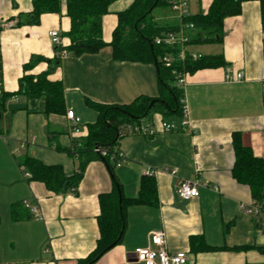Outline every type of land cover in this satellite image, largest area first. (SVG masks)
<instances>
[{"label": "crops", "instance_id": "crops-1", "mask_svg": "<svg viewBox=\"0 0 264 264\" xmlns=\"http://www.w3.org/2000/svg\"><path fill=\"white\" fill-rule=\"evenodd\" d=\"M135 0L114 2L103 18V39L110 44L118 25V13ZM214 0H186L189 16L207 14ZM32 0H0V82L3 92L18 93L22 79L49 70L41 62L25 69L32 57L52 61L57 48L50 33L58 31L63 45L70 20L63 5L59 14L41 17L31 25L28 14ZM160 26L178 27L184 23L171 8L157 9ZM22 23L17 26L18 23ZM13 27L6 28V24ZM189 55L222 57L224 65L196 71L186 76L185 98L190 131L159 132L155 136H122L119 150L126 162L111 174L103 160L90 162L79 186L63 194L49 192L45 185L25 179L19 160L30 157L46 166H59L66 176L78 171V157L71 155L99 113L91 106L129 105L139 97L159 96L157 67L154 64L118 62L113 49L106 46L97 54L61 57L49 76L64 88L65 114L46 115L44 103L34 107L20 95L8 100L0 118V264H79L92 254L100 238L99 198L113 191L114 180L122 186L125 198L139 195L146 170L156 172L158 206H131L126 210V230L121 244L112 248L95 264H141L135 251L149 246L150 235L164 232L171 254L186 252L188 264H264L258 249L264 247V232L258 219L246 211L252 203L249 187L237 183L234 137L264 159V29L261 4H243L239 16L224 22L222 43L186 47ZM241 73V82H227L225 75ZM80 120V134L73 133L67 112ZM160 116H155L159 124ZM163 120V119H162ZM172 117L167 121L178 122ZM60 148L61 150H58ZM202 172L197 175L196 168ZM23 169V170H22ZM177 170L176 175L171 171ZM29 174V173H28ZM199 178V197L184 201L177 189L182 179ZM28 201L38 209L31 217L24 207ZM15 207V208H14ZM13 209L30 215L19 221ZM200 237L213 248L194 253L191 238Z\"/></svg>", "mask_w": 264, "mask_h": 264}, {"label": "trees", "instance_id": "trees-1", "mask_svg": "<svg viewBox=\"0 0 264 264\" xmlns=\"http://www.w3.org/2000/svg\"><path fill=\"white\" fill-rule=\"evenodd\" d=\"M118 0H32V11L28 14L31 25H38L41 17L47 14H59L63 5L66 16L70 20V29L64 34L69 40L68 45L57 48V57L52 61L42 57H32L25 69L32 70L41 62L49 63V70L38 76H26L21 83L20 92L12 94L3 92L0 97V118L8 100L15 95L24 97L34 107L43 101V113L46 115H64V88L60 81H51L52 70L58 67L62 55L97 54L106 46L113 49V58L118 62L154 64L157 67L159 96L156 98L139 97L129 105H97L91 104L99 113L95 124L88 127V134L81 138L68 152L78 157V171L66 176L59 166H46L36 159L24 157L19 160L21 167L29 173L30 182H39L54 194H63L75 190L84 175L87 165L94 160H103L111 174L116 168L115 151L120 140L119 129L125 124L147 121L156 123L155 116L162 121L172 117H183V91L177 86L180 74H192L196 71L216 68L224 65L222 57H203L198 61L188 58L185 63L175 62L167 68L163 58L168 55L178 57L179 48L156 46L154 40L167 32L176 31L178 27L160 26L154 18L157 9H169L177 0H135L127 10L118 13V25L113 32L110 44L103 39V18L109 14L111 5ZM258 1L261 4L262 24L264 29V0H214L207 14L188 16L185 24H193L189 31L190 45L204 43H222L224 38V22L227 18L239 16L243 4ZM22 23H18L17 26ZM156 61V64H155ZM155 104L150 108L151 103ZM163 119V120H162ZM235 163L232 169L233 178L237 183L249 187L253 202L264 212V159L255 156L253 151L244 146L239 135L234 137ZM107 149L109 155L102 157L95 149ZM61 150L60 148H57ZM112 192L99 198L101 213L98 217L100 238L95 251L79 264H95L112 245L121 244L126 230V210L131 206H158L157 186L153 178L143 177L139 195L136 198H125L122 186L114 180ZM119 191H121V202ZM15 208V207H14ZM13 218L17 221L30 218L13 209ZM258 227L264 232V216L258 219ZM113 247V248H114ZM213 248L200 237L191 238V250L194 253L222 250ZM258 249L264 255V247H237L232 250Z\"/></svg>", "mask_w": 264, "mask_h": 264}, {"label": "built area", "instance_id": "built-area-1", "mask_svg": "<svg viewBox=\"0 0 264 264\" xmlns=\"http://www.w3.org/2000/svg\"><path fill=\"white\" fill-rule=\"evenodd\" d=\"M171 9L183 18L189 16L188 3L184 0H177L171 5ZM6 28L13 27L12 24H6ZM194 29L193 24H183L178 30L167 32L159 37H156L154 44L156 46L167 47V48H179L180 52L178 57L168 55L163 58V63L167 68H172L175 62L185 63L190 58L192 61H198L203 58L202 55H189L186 52V47L190 42L189 31ZM51 42L54 47L60 48L63 46L61 36L58 31H52L50 33ZM64 56V55H62ZM186 76L187 74H180L177 86L183 91V99L181 101L183 106V117L178 122L173 121H162L159 124L149 123L147 121H141L139 123L125 124L119 129V136H130V135H144V136H155L159 132L162 133H174L179 131H190V122L188 119V106L185 98L186 88ZM241 73L232 74L227 72L225 80L227 82H241L243 80ZM3 94V85L0 82V97ZM67 119L71 123L72 131L78 135L81 133L79 126L80 120L76 117L74 111H68ZM96 153L102 157H107L110 153L107 149H95ZM116 167H121L125 162L126 158L124 154L117 149L115 151ZM23 170V169H22ZM197 175H200L202 168L198 166L196 168ZM172 175L177 174V170L171 171ZM156 172L152 170L145 171V177L154 178ZM25 179H29L28 173L24 174ZM203 186L200 179L197 177L194 180L182 179L179 182L177 194L178 197L184 201H189L199 197V187ZM24 207L30 211L31 217L34 219L39 218L38 209L33 207L28 201H24ZM247 213L256 219L264 216V212L261 207L256 205L254 202L246 209ZM135 259L141 264H188L189 256L186 252H179L171 254L168 251L167 239L164 232H154L150 235L149 246L143 249H137L135 251Z\"/></svg>", "mask_w": 264, "mask_h": 264}, {"label": "water", "instance_id": "water-1", "mask_svg": "<svg viewBox=\"0 0 264 264\" xmlns=\"http://www.w3.org/2000/svg\"><path fill=\"white\" fill-rule=\"evenodd\" d=\"M155 64H156V61H155ZM155 104V101H153L152 103H151V105H150V108L153 106ZM119 195H120V202H121V191H119ZM114 247V245H112L109 249H111V248H113Z\"/></svg>", "mask_w": 264, "mask_h": 264}, {"label": "rangeland", "instance_id": "rangeland-1", "mask_svg": "<svg viewBox=\"0 0 264 264\" xmlns=\"http://www.w3.org/2000/svg\"><path fill=\"white\" fill-rule=\"evenodd\" d=\"M184 1H186V0H184Z\"/></svg>", "mask_w": 264, "mask_h": 264}]
</instances>
